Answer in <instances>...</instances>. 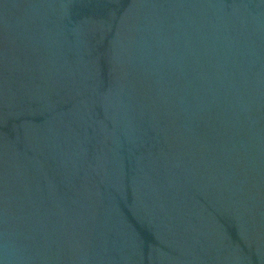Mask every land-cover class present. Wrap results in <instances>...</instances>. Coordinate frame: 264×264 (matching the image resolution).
I'll return each mask as SVG.
<instances>
[{
	"label": "water",
	"instance_id": "water-1",
	"mask_svg": "<svg viewBox=\"0 0 264 264\" xmlns=\"http://www.w3.org/2000/svg\"><path fill=\"white\" fill-rule=\"evenodd\" d=\"M0 264H264V0H0Z\"/></svg>",
	"mask_w": 264,
	"mask_h": 264
}]
</instances>
